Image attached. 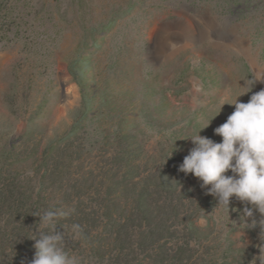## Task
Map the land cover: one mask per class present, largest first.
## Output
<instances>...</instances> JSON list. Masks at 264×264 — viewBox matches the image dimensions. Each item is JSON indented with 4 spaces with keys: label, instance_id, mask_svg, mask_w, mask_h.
I'll use <instances>...</instances> for the list:
<instances>
[{
    "label": "rangeland",
    "instance_id": "rangeland-1",
    "mask_svg": "<svg viewBox=\"0 0 264 264\" xmlns=\"http://www.w3.org/2000/svg\"><path fill=\"white\" fill-rule=\"evenodd\" d=\"M0 11V165L28 194L44 177L51 210L70 213L56 221L69 255L260 264L264 214L235 196L217 206L180 165L200 131L222 142L214 130L235 110L222 98L249 91L247 103L264 89L253 80L264 72V0H0ZM23 220L0 215L16 223L0 264L27 238Z\"/></svg>",
    "mask_w": 264,
    "mask_h": 264
},
{
    "label": "clouds",
    "instance_id": "clouds-1",
    "mask_svg": "<svg viewBox=\"0 0 264 264\" xmlns=\"http://www.w3.org/2000/svg\"><path fill=\"white\" fill-rule=\"evenodd\" d=\"M253 80L254 85L257 81L264 82V72L257 71ZM248 92L241 93L230 102L222 98V107L225 104L235 106L227 121L214 130L222 137V142L201 136V131L190 137L194 147L184 158L180 171L199 178L201 187L207 188L208 194L218 199L217 206L229 208L231 198L235 196L264 214V89L252 94L249 102H240L238 98ZM229 170L232 175L226 174ZM69 214L58 209L36 215L40 217V227L37 235L30 237L35 240L36 249L31 264H80L77 256L64 250L63 232L56 227L57 219ZM244 215L252 217L253 211L245 208ZM256 223L253 220L248 225L255 227ZM259 223L264 227V220ZM256 260L264 264V246Z\"/></svg>",
    "mask_w": 264,
    "mask_h": 264
},
{
    "label": "trees",
    "instance_id": "trees-1",
    "mask_svg": "<svg viewBox=\"0 0 264 264\" xmlns=\"http://www.w3.org/2000/svg\"><path fill=\"white\" fill-rule=\"evenodd\" d=\"M5 14V18L11 19L13 15L12 9H9ZM4 149L6 154H10L13 151V148L9 145H6ZM45 163V159L39 161V165H44ZM43 178H40L41 182L39 190L36 193L32 192L28 194L25 192L27 189L22 186L21 180L17 178L11 180L12 183L9 184L8 182V184H6V181L8 180L7 175L4 171V167L0 165V215L6 214L12 216V218H15V215H18L19 217L23 216L25 220H23L20 224L22 229H26L27 226H29L27 230V238L22 239L20 242L16 241L13 243L17 245L16 248L13 247L12 250H10V259L7 261V264H31L30 257H27L29 250L33 252L30 254L35 256V240L30 238L34 237L35 233L34 225H36V222L34 223V220L38 217L36 215L43 214L44 211H47V209L51 210V204L49 203L50 200L43 189ZM173 182L172 177H167L163 180V184L165 186H170ZM142 200H144L143 197ZM29 202H31V204H29ZM15 224L16 223H13V221H9L5 225H0V257L7 252V247L10 242L9 240H5L6 238H4V235L15 229ZM11 226L13 227L10 228ZM88 237L86 239L87 243L91 244L92 248L96 247L98 240L95 237Z\"/></svg>",
    "mask_w": 264,
    "mask_h": 264
}]
</instances>
